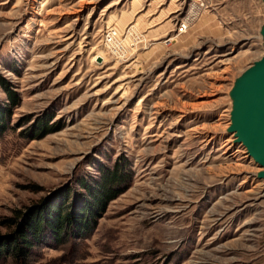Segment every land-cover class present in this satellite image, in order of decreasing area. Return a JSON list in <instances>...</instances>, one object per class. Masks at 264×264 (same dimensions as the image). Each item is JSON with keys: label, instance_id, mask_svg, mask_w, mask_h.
Listing matches in <instances>:
<instances>
[{"label": "rangeland", "instance_id": "374dc122", "mask_svg": "<svg viewBox=\"0 0 264 264\" xmlns=\"http://www.w3.org/2000/svg\"><path fill=\"white\" fill-rule=\"evenodd\" d=\"M263 22L262 0H0V239L118 173L95 226L44 227L33 264H264L262 168L228 132Z\"/></svg>", "mask_w": 264, "mask_h": 264}, {"label": "trees", "instance_id": "16d2710c", "mask_svg": "<svg viewBox=\"0 0 264 264\" xmlns=\"http://www.w3.org/2000/svg\"><path fill=\"white\" fill-rule=\"evenodd\" d=\"M8 100L11 105H15L16 101L12 98V94L6 91ZM6 106L0 109V113L5 115ZM3 115L0 117V133L7 129V125L3 122ZM47 132V131H46ZM42 133L41 137L46 134ZM30 140L34 137H29ZM113 185L107 181L106 184L99 186L98 190L88 194L91 202L83 203L76 214L67 212V208L61 207L58 213L49 221L42 217H34L32 219L24 218V212L15 211L14 217L10 218V223L17 225L14 230L0 239V264H33L39 254L38 248L42 245L41 235L44 227L53 233L54 240L59 243H66L68 238H80L88 233L96 224V220L100 217L107 204L115 199L123 189L116 188V185L124 181L123 177L118 173H110L109 179ZM30 210V209H29Z\"/></svg>", "mask_w": 264, "mask_h": 264}, {"label": "water", "instance_id": "95a60500", "mask_svg": "<svg viewBox=\"0 0 264 264\" xmlns=\"http://www.w3.org/2000/svg\"><path fill=\"white\" fill-rule=\"evenodd\" d=\"M260 34L264 41V22ZM229 96L232 106L228 132L262 168L258 177L264 180V55L235 79Z\"/></svg>", "mask_w": 264, "mask_h": 264}, {"label": "built area", "instance_id": "2783aa9c", "mask_svg": "<svg viewBox=\"0 0 264 264\" xmlns=\"http://www.w3.org/2000/svg\"><path fill=\"white\" fill-rule=\"evenodd\" d=\"M187 22V21H186ZM187 28V26H186V24L185 23H181V26L178 28L179 29V31H184L185 29ZM112 34H114V32L112 31L111 32Z\"/></svg>", "mask_w": 264, "mask_h": 264}]
</instances>
